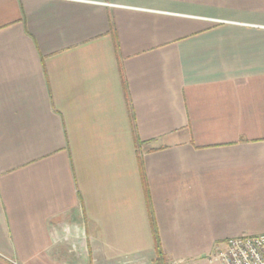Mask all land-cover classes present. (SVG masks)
I'll use <instances>...</instances> for the list:
<instances>
[{
  "label": "crops",
  "instance_id": "1",
  "mask_svg": "<svg viewBox=\"0 0 264 264\" xmlns=\"http://www.w3.org/2000/svg\"><path fill=\"white\" fill-rule=\"evenodd\" d=\"M262 233L264 0H0V264Z\"/></svg>",
  "mask_w": 264,
  "mask_h": 264
},
{
  "label": "built area",
  "instance_id": "2",
  "mask_svg": "<svg viewBox=\"0 0 264 264\" xmlns=\"http://www.w3.org/2000/svg\"><path fill=\"white\" fill-rule=\"evenodd\" d=\"M216 255L219 264H264V233L232 238Z\"/></svg>",
  "mask_w": 264,
  "mask_h": 264
},
{
  "label": "rangeland",
  "instance_id": "3",
  "mask_svg": "<svg viewBox=\"0 0 264 264\" xmlns=\"http://www.w3.org/2000/svg\"><path fill=\"white\" fill-rule=\"evenodd\" d=\"M227 245L228 244L223 245V246H219V247L215 248L214 250H212L211 252H208L206 255L201 256L199 258L185 260V261H179L176 263L170 262L169 264H219V261L216 258L217 250L218 249H226ZM165 263L166 262H165L164 258L161 257V259L154 264H165Z\"/></svg>",
  "mask_w": 264,
  "mask_h": 264
},
{
  "label": "trees",
  "instance_id": "4",
  "mask_svg": "<svg viewBox=\"0 0 264 264\" xmlns=\"http://www.w3.org/2000/svg\"><path fill=\"white\" fill-rule=\"evenodd\" d=\"M161 255H162V252L160 251V249L158 250V256H157V261H159L161 259Z\"/></svg>",
  "mask_w": 264,
  "mask_h": 264
}]
</instances>
